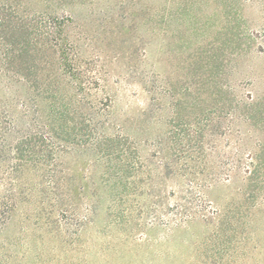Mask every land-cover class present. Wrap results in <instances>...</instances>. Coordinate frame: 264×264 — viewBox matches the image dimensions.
<instances>
[{
	"label": "rangeland",
	"instance_id": "1",
	"mask_svg": "<svg viewBox=\"0 0 264 264\" xmlns=\"http://www.w3.org/2000/svg\"><path fill=\"white\" fill-rule=\"evenodd\" d=\"M0 264H264V0H0Z\"/></svg>",
	"mask_w": 264,
	"mask_h": 264
},
{
	"label": "trees",
	"instance_id": "2",
	"mask_svg": "<svg viewBox=\"0 0 264 264\" xmlns=\"http://www.w3.org/2000/svg\"><path fill=\"white\" fill-rule=\"evenodd\" d=\"M54 45H56L54 43ZM72 103L73 102H70V106H72ZM99 103V102H98ZM99 105V104H98ZM56 110H57V114H59V118L60 117H64V115L66 116V114H70V112L72 113L73 111H71V109L69 110V106H66V104L64 105L62 103V100L61 98L59 97V105L56 107ZM106 113H109L107 112L106 110V107H97L96 109V115L97 117H105L107 114ZM75 114V113H74ZM75 124H79L80 125V121L78 120L77 122L74 120H72ZM101 124V122H99ZM100 124L96 123L94 124V127L93 128H89L88 131H85V133L83 132V127L80 126V128H76L74 127L77 132V133H82L80 135V137L84 136L83 139H84V142H124L126 139L124 134H122L120 131L117 130L118 133H115L113 132L111 134V136H108L106 133H97L96 131V128L97 126H99ZM88 126V125H87ZM74 130V129H73ZM59 131H60V126H59ZM73 134V132H72ZM29 135L26 134L24 136H19V138L16 140L17 142H29V139H28ZM73 140V139H72ZM72 142V141H71ZM191 201H188V203L190 204ZM176 208H182V206L180 204H176Z\"/></svg>",
	"mask_w": 264,
	"mask_h": 264
}]
</instances>
